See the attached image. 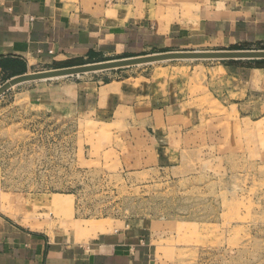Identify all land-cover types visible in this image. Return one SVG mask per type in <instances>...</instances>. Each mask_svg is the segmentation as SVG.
<instances>
[{
  "label": "crops",
  "instance_id": "1",
  "mask_svg": "<svg viewBox=\"0 0 264 264\" xmlns=\"http://www.w3.org/2000/svg\"><path fill=\"white\" fill-rule=\"evenodd\" d=\"M171 1L176 7L156 19L150 9L140 14L108 0H0V58L22 61L17 77L151 53L264 44V0ZM24 88L30 102L134 140V157L117 171L191 175L213 133L203 123L205 104L216 98L243 136L251 137L253 125L264 139V68L255 65L135 67ZM13 219L0 215V264H159L150 222H82L73 225L81 238L60 240Z\"/></svg>",
  "mask_w": 264,
  "mask_h": 264
},
{
  "label": "rangeland",
  "instance_id": "2",
  "mask_svg": "<svg viewBox=\"0 0 264 264\" xmlns=\"http://www.w3.org/2000/svg\"><path fill=\"white\" fill-rule=\"evenodd\" d=\"M108 2L132 6L140 14L150 9L156 19L176 7L171 0ZM263 50L262 43L198 52ZM172 52L193 50L164 53ZM155 54L163 53L143 56ZM256 62L178 60L135 67ZM10 79L0 72V87ZM31 83L0 96V204L5 210L0 215L16 217L14 221L21 217L29 231L60 240L81 238L73 225L82 222L139 219L155 225L159 264H264V139L255 137L256 126L251 125L250 138L243 136L242 125L228 117L218 98L212 99L205 104L209 122L203 123L213 133L195 172L172 178L164 172L117 171L134 157L130 153L136 142L115 138L116 129L95 125L82 115L28 101L22 91Z\"/></svg>",
  "mask_w": 264,
  "mask_h": 264
},
{
  "label": "water",
  "instance_id": "3",
  "mask_svg": "<svg viewBox=\"0 0 264 264\" xmlns=\"http://www.w3.org/2000/svg\"><path fill=\"white\" fill-rule=\"evenodd\" d=\"M178 60H255L264 61L263 51H193V52H172L155 54L143 57L125 58L113 61H105L63 69H56L35 74H24L13 77L2 87L0 96L11 88L24 83L54 80L59 78L74 77L86 74H94L106 71L119 70L141 65L155 64L167 61Z\"/></svg>",
  "mask_w": 264,
  "mask_h": 264
},
{
  "label": "trees",
  "instance_id": "4",
  "mask_svg": "<svg viewBox=\"0 0 264 264\" xmlns=\"http://www.w3.org/2000/svg\"><path fill=\"white\" fill-rule=\"evenodd\" d=\"M256 67L264 68V61H257L255 63ZM24 64L18 59L11 58H0V69L8 78H13V73L19 69H23Z\"/></svg>",
  "mask_w": 264,
  "mask_h": 264
},
{
  "label": "bare ground",
  "instance_id": "5",
  "mask_svg": "<svg viewBox=\"0 0 264 264\" xmlns=\"http://www.w3.org/2000/svg\"><path fill=\"white\" fill-rule=\"evenodd\" d=\"M52 202H53V204L55 205V204H56V199L53 198Z\"/></svg>",
  "mask_w": 264,
  "mask_h": 264
}]
</instances>
